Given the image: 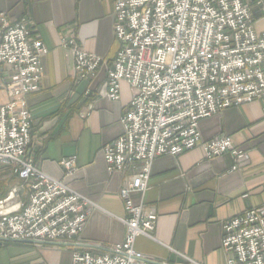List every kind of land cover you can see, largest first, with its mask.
Segmentation results:
<instances>
[{
  "label": "built area",
  "instance_id": "built-area-1",
  "mask_svg": "<svg viewBox=\"0 0 264 264\" xmlns=\"http://www.w3.org/2000/svg\"><path fill=\"white\" fill-rule=\"evenodd\" d=\"M251 2L115 0L119 49L111 65L85 51L73 34L62 36V47L72 53L75 82L95 79L105 66L104 97L118 100L123 81L134 89L120 119L121 134L103 147L109 173L135 171L120 191L127 213L122 219L125 239L108 253L74 251L72 264H147L135 241L141 235L153 237L158 214L143 202L136 204L131 193L148 189L157 157L177 156L201 144L207 158L231 153L235 170L248 160V152L230 136L203 140L199 123L255 100L264 111V32L254 28ZM257 3L264 9L263 2ZM47 53L27 18L13 22L0 11V167L20 179L0 198L4 240H71L88 218L89 199L64 179L44 173L31 151L27 97L41 87ZM61 164L66 177L77 170L75 158ZM221 246L227 264H264V206L227 220Z\"/></svg>",
  "mask_w": 264,
  "mask_h": 264
},
{
  "label": "crops",
  "instance_id": "crops-1",
  "mask_svg": "<svg viewBox=\"0 0 264 264\" xmlns=\"http://www.w3.org/2000/svg\"><path fill=\"white\" fill-rule=\"evenodd\" d=\"M114 1L0 0V11H6L13 22L27 18L33 34L48 48L41 87L27 97L35 164L90 201L80 235L57 241L0 239V264H72L74 251L108 253L125 239L122 219L127 213L120 191L135 171L109 173L103 147L121 134L120 119L134 89L123 81L118 100L104 97L105 66L95 79L75 82L72 53L61 45L63 35L73 34L85 51L111 65L119 49ZM251 1L254 28L262 33L264 9L257 2L264 0ZM199 129L203 140L230 136L248 152V160L235 170L231 153L207 158L198 144L153 161L148 189L131 193L136 204L143 202L158 214L153 237L141 235L135 241V250L147 264H227L221 246L224 223L248 208L264 206L261 102L225 108L201 120ZM71 158L77 170L66 177L61 161ZM18 183L10 168H0V198Z\"/></svg>",
  "mask_w": 264,
  "mask_h": 264
},
{
  "label": "rangeland",
  "instance_id": "rangeland-1",
  "mask_svg": "<svg viewBox=\"0 0 264 264\" xmlns=\"http://www.w3.org/2000/svg\"><path fill=\"white\" fill-rule=\"evenodd\" d=\"M0 168H3V167H0ZM5 169H6V168H5ZM19 180H20V179L18 178V182H20ZM18 185H19V183L16 184L15 186H18ZM15 186H13V187H15ZM13 187H11V189H12ZM11 189H10V190H11ZM10 190H8V191L6 192V194H4L3 196H2V194H3V193H2V194H1V196H2L1 199L4 198V197H6V196L8 195V193L10 192ZM22 196H23V198H26V195H25V194L20 193V197H21V198H22Z\"/></svg>",
  "mask_w": 264,
  "mask_h": 264
},
{
  "label": "water",
  "instance_id": "water-1",
  "mask_svg": "<svg viewBox=\"0 0 264 264\" xmlns=\"http://www.w3.org/2000/svg\"><path fill=\"white\" fill-rule=\"evenodd\" d=\"M23 241H28V240H23Z\"/></svg>",
  "mask_w": 264,
  "mask_h": 264
}]
</instances>
